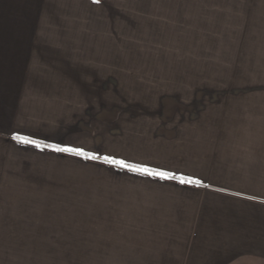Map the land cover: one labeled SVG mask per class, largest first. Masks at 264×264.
<instances>
[{
	"label": "crops",
	"instance_id": "1",
	"mask_svg": "<svg viewBox=\"0 0 264 264\" xmlns=\"http://www.w3.org/2000/svg\"><path fill=\"white\" fill-rule=\"evenodd\" d=\"M15 38L0 39L9 77L1 84L2 91L17 94L24 90V42ZM93 54L80 53L84 62L78 64V58L64 57L72 62L64 63L61 78L46 79L52 90L78 87L91 100L62 141L36 135L35 124L24 127L38 113L31 106L24 112L14 95H0V116L15 118L17 130L9 135L15 141L18 136L80 149L175 177L161 179L107 163L110 177L95 180V222L86 229L96 252L105 255L99 264H264V101L223 99L221 92L198 83L164 78L188 76L186 69L160 72L156 79L150 70L141 76L103 70ZM27 65L37 74L39 69ZM29 86L27 91L38 89ZM122 91L149 98L104 99V92L115 98L113 93ZM29 112L31 118L24 120ZM180 177L200 183H181Z\"/></svg>",
	"mask_w": 264,
	"mask_h": 264
},
{
	"label": "rangeland",
	"instance_id": "2",
	"mask_svg": "<svg viewBox=\"0 0 264 264\" xmlns=\"http://www.w3.org/2000/svg\"><path fill=\"white\" fill-rule=\"evenodd\" d=\"M0 37L24 42V90L2 91L9 78L2 51L1 97L14 95L24 112L31 106L38 116L24 127L35 124L36 135L54 141L79 124L78 114L91 100L78 87L52 90L46 79L61 78L57 74L71 61L63 58L83 52H95L103 70L140 76L150 70L156 79L160 72L186 69L188 76L164 78L198 83L223 99L264 101V0H0ZM30 84L38 89L27 91ZM109 94L103 93L105 100L149 98L143 92ZM15 127L14 117L0 116V264L104 263L86 229L95 222V180L110 177L107 163L20 144L9 136Z\"/></svg>",
	"mask_w": 264,
	"mask_h": 264
},
{
	"label": "snow or ice",
	"instance_id": "3",
	"mask_svg": "<svg viewBox=\"0 0 264 264\" xmlns=\"http://www.w3.org/2000/svg\"><path fill=\"white\" fill-rule=\"evenodd\" d=\"M14 138L17 139V140H20L23 143H35L34 141H29L25 137H18L17 136V137H14ZM38 146L39 145H37V147ZM55 150L56 151H60V152H69V153H73V154L78 155V156H84V157L91 158V159H96L95 156H90L89 153H85V152H83L80 149H75V148H56ZM103 159H104V161L106 163H109V164L114 165V166H118L120 168L127 169V170L132 171V172H138V173H141V174H147V175H150V176H156V177H159L161 179H172V178H175L170 173L157 171V170L150 169L148 167H144V166L137 165V164H130V163H127L124 160L112 159L110 157H104ZM179 180H180L181 183H188V184H199L200 183V181H198V180H192L190 178H185V177H180Z\"/></svg>",
	"mask_w": 264,
	"mask_h": 264
},
{
	"label": "trees",
	"instance_id": "4",
	"mask_svg": "<svg viewBox=\"0 0 264 264\" xmlns=\"http://www.w3.org/2000/svg\"><path fill=\"white\" fill-rule=\"evenodd\" d=\"M28 140L29 141H34L35 143H25V144H29V145H32V146L39 145L38 147L42 148V149H54L55 150L56 148H60L58 146H55V145H52V144H49V143H45V142H42V141H36V140H31V139H28ZM17 141L21 142L20 140H17Z\"/></svg>",
	"mask_w": 264,
	"mask_h": 264
}]
</instances>
